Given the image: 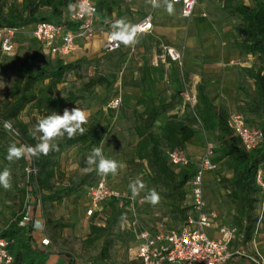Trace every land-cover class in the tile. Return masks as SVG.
<instances>
[{
  "label": "rangeland",
  "instance_id": "374dc122",
  "mask_svg": "<svg viewBox=\"0 0 264 264\" xmlns=\"http://www.w3.org/2000/svg\"><path fill=\"white\" fill-rule=\"evenodd\" d=\"M14 1L19 0H0L3 3ZM116 4L118 9L122 7L120 1ZM157 10L154 30L139 36V42L134 47L121 44L116 51L105 52L96 43L71 59L74 69L67 71L63 81L57 85L58 94L67 98L59 113L62 114L65 108L76 106L84 109L88 113V123L85 126L92 127L101 136L97 143L88 142L83 146L63 144L60 147L58 178L55 177L53 181L55 185H67L68 181H72L71 193L66 194L63 191L59 202L44 199L38 193L42 202L37 209V220H40L43 227L34 231V237L39 241L42 237L48 238V248L56 256L58 253L70 256L73 264H140L134 258V230L149 227L152 223L150 219L154 221L153 224L163 223L167 228L181 225L179 215L171 210L163 196L159 195L160 200L155 205L143 199L148 190L156 188L149 179L145 162L139 161L135 156L137 137L134 125L137 113L141 111L136 101L144 93L140 71L142 64H145V71L150 79L154 101L162 98L165 103H169L166 112L157 118L155 131L160 132V125L165 122L168 114L177 113L181 118L186 117V124L195 129L202 142L195 145L192 137L193 139L178 149L180 153L197 165L210 150L209 160L217 166L214 174L220 173L219 178L221 175H229L221 162L212 160L217 156L215 133L204 130L200 120L193 114L195 84L204 82L209 96L217 104L223 98L218 92L217 79H227L231 83L228 84L230 87H236V94L232 100L224 98V103L221 104L226 105L229 112L242 110L241 89L251 91L253 88L252 80L244 69L262 65L260 58L245 54L237 47L236 41L239 37L235 27L240 22V15L227 6L226 0H198L195 10L188 17L178 16L174 9L170 14L166 5ZM121 18L126 19L120 15ZM163 45L177 50L179 61L171 59L167 54L163 56ZM33 46L27 36L21 35L18 37L15 55L9 58L0 57V100L16 77L18 61L24 56L26 49ZM151 67L154 71L149 73ZM93 75L105 80L90 82L88 79ZM150 92L148 90L147 93ZM20 118L28 121L32 128L39 115L35 109L25 108L20 113ZM102 140H105L102 145L104 155L127 165L116 176H101L95 171H84L87 156L94 147L101 146ZM12 143L20 144L10 134L0 136V171L7 167L12 174V187L8 190L0 187V230L21 211L27 195L36 196L31 190L34 186H27L26 163L22 164L20 160L9 162L6 159L7 149ZM215 175L208 178L203 191L206 204L215 213L216 235H220L222 228H235L232 249L246 248L244 252L249 253L246 244L241 243L240 235L236 232L233 205L222 190L221 183H217ZM101 177L118 195V212L103 237L87 243L84 239L89 233V224L94 219L84 215L85 187ZM137 177L143 179L147 188L132 200L128 185ZM257 195L254 213L258 220L264 214L260 211V191ZM106 211L108 218L110 212L107 209ZM48 219L50 224L46 223ZM103 247L106 251L101 256Z\"/></svg>",
  "mask_w": 264,
  "mask_h": 264
},
{
  "label": "trees",
  "instance_id": "16d2710c",
  "mask_svg": "<svg viewBox=\"0 0 264 264\" xmlns=\"http://www.w3.org/2000/svg\"><path fill=\"white\" fill-rule=\"evenodd\" d=\"M73 1L0 2V26L21 28L41 20L67 23L68 5ZM226 4L240 15V22L235 27L239 37L236 41L237 47L245 54L257 55L262 63L257 68L244 69L248 78L252 80L253 88L251 91L246 88L241 89L243 111L236 112L243 115L248 125L256 126L264 133V0H251L249 4L240 0H226ZM107 11H110V8H107ZM68 24L73 26V24ZM0 57L9 58L1 55ZM74 67V63L42 52L38 45L28 47L24 56L18 61L15 79L5 96L0 100V136L10 134L17 138L20 144L34 145L36 140L29 135L30 124L20 118V113L25 108L35 109L39 118L49 115L53 111L59 113L65 106L67 98L58 94L57 85L63 81L66 72ZM88 80L98 83L105 79L93 75ZM142 80L144 81L143 72ZM195 92L193 114L200 120L204 130L215 133L217 156L212 160L221 162L229 172L228 176L221 175L220 178L218 177L220 173H217L215 179L217 177V183H221L222 190L233 205L236 232L240 235L241 243L245 244L251 239L258 218L254 209L260 189L256 183L255 175L258 167L264 163V141L254 148L246 150L240 138L234 134L228 124L230 112L227 106L214 103V98L209 96L205 83L202 81L195 84ZM73 99L75 98L73 97ZM136 104L141 107V111L137 113V121L134 125L137 137L135 156L139 161L145 162L151 183L158 194L166 199L171 210L179 215L180 224H182L190 214L187 182L195 173L196 163L188 161L182 166L172 165L168 160L167 153L186 144L196 131L186 124V117L181 118L177 113H171L160 125V132H157L155 131L157 118L166 112L169 103H165L161 98L158 103H154L151 98L139 97ZM4 121L12 122L13 132L9 133L3 128ZM84 127L88 129L84 135L78 134L72 139L67 136L57 139L55 141L58 145L57 151H52L49 155L39 158L20 159L22 164L26 163L27 165L32 162L36 166L35 176L30 173L27 181L28 188L34 186L31 189L34 195L39 193L44 199H54L59 202L61 201L60 194L63 191L66 194L71 193L73 190L72 181H68L67 185L63 183L55 185L53 180L57 177L58 157L63 144L83 146L88 142L95 141L97 143L100 140L101 136L92 127L85 125ZM205 179L206 183L207 178ZM116 201L117 197L107 199L102 204L101 216L96 213L90 217L94 221L89 224V233L84 239L85 242L93 243L101 239L104 232L108 231L118 212ZM23 207L0 230V235L12 240L9 246L12 256L10 264H50L49 257L54 254V251L48 248L49 245L42 248L38 246L39 242L34 237L35 230L32 229L31 224L19 225V221L23 217ZM106 209L110 212L108 218H106L108 215ZM150 222H152V226L155 225L153 220L150 219ZM46 223L50 224L51 221L48 219ZM105 251L106 248L103 247L101 256ZM58 254L62 255L68 264H73V259L70 256ZM245 260L249 264H253L244 255L234 256L225 264H243Z\"/></svg>",
  "mask_w": 264,
  "mask_h": 264
},
{
  "label": "built area",
  "instance_id": "2783aa9c",
  "mask_svg": "<svg viewBox=\"0 0 264 264\" xmlns=\"http://www.w3.org/2000/svg\"><path fill=\"white\" fill-rule=\"evenodd\" d=\"M103 0H74L73 10L67 9V23L41 20L33 23V36L39 42L42 52L61 57L62 59L77 49V39L88 41L96 32L95 19L98 12V2ZM127 2L133 0H124ZM163 1V0H162ZM179 6V14L188 17L193 13L197 0H169ZM87 5L94 9L88 12L81 8ZM150 4V3H149ZM154 9L151 4L143 19L133 23L140 26L141 33L150 32L152 29V18ZM68 23L73 24L70 26ZM21 28L11 26H0V55H15L18 45L16 42L17 32ZM112 28L104 30L103 50L106 52L116 51L118 47L110 42L109 35ZM169 55L171 59L179 61V52L170 46L163 45L162 55ZM228 124L236 134L246 150L254 148L264 141V133L256 126L248 125L242 114L232 111L229 114ZM210 150L201 158L196 165V170L191 179L187 182L189 192L190 214L185 221L177 228H167L163 223H157L151 228H138L135 231V252L134 258L140 264H225L234 256H246L253 264H264V255L255 250L253 254L245 253L242 249L233 250L230 246L235 228L220 229L221 236L214 238L207 234L206 229L214 224L215 213L206 205L204 198V184L206 173H214L217 166L209 160ZM168 159L172 165L182 166L189 160L181 154L178 149L168 152ZM27 176L32 173L35 176L37 169L32 162L25 166ZM217 179V177H216ZM255 180L259 186L262 204H264V180L258 167ZM106 180L101 177L94 183L85 187V198L87 199L85 217L90 218L97 213L102 214V204L111 197H117ZM39 194L35 197L27 195L22 210V219L19 225L31 224L33 230H41L37 227V219L33 214L36 208L41 205ZM40 222V221H39ZM42 224V223H41ZM39 247L50 244V240L42 237L38 241ZM11 239L0 235V264H10L12 256L9 252Z\"/></svg>",
  "mask_w": 264,
  "mask_h": 264
},
{
  "label": "clouds",
  "instance_id": "9594fccd",
  "mask_svg": "<svg viewBox=\"0 0 264 264\" xmlns=\"http://www.w3.org/2000/svg\"><path fill=\"white\" fill-rule=\"evenodd\" d=\"M153 8H159L162 6V0H147ZM163 4L166 5L167 11L171 14L173 11L172 4L169 0H163ZM68 8L73 10L75 5L69 4ZM81 8L92 12L93 8L89 7L87 3L81 5ZM112 31L109 35L110 42H114L116 46L123 44L125 47H134L138 42V37L142 32V29L138 25H134L121 18L114 21L111 24ZM88 123V113L76 106L71 109L65 108L63 113L51 112V114L42 116L39 118L35 125L29 129V135H31L36 143L34 145L29 144H16L12 143L6 154V159L9 162L18 161L20 159H32L39 158L41 156H47L52 151L58 150V145L55 143L57 139L67 136L69 139L75 138L78 134L84 135L88 129L84 127ZM3 128L11 133L14 131L11 121H4ZM105 140H102L98 147H94L86 158L85 172H97L98 175L112 176L118 175L124 170L127 165L123 161H117L110 159L104 155L102 145ZM12 174L9 168H4L0 171V187L8 190L12 187ZM131 192V199L135 200L145 192L147 185L142 178L137 177L131 181L128 185ZM143 199L146 202L155 205L159 202L160 196L155 189L148 190ZM37 227H43L41 222L37 221Z\"/></svg>",
  "mask_w": 264,
  "mask_h": 264
},
{
  "label": "crops",
  "instance_id": "0c3cea01",
  "mask_svg": "<svg viewBox=\"0 0 264 264\" xmlns=\"http://www.w3.org/2000/svg\"><path fill=\"white\" fill-rule=\"evenodd\" d=\"M118 1H120L122 3V7H120L119 9H118V6L116 4V2H118ZM243 2L245 4H249L251 2V0H247V1L243 0ZM169 3H171V2H169ZM197 3H198V0H197ZM197 3L195 5V8L197 6ZM171 4H172L173 9L177 13V15L180 16L179 6L177 4H174V3H171ZM98 5H99V8H98V12H97L96 19H95V29H96L95 34L88 41H85V42L77 39V42H78L77 49L73 53L65 56L63 58L64 61L70 62L73 57L77 56L79 53H84L87 49H89L91 46H94L96 43H98L99 48L103 50L102 46H103V41H104V30L111 27V24L114 21L120 19V15L125 16L126 17L125 20L128 21L129 23L133 24V23L138 22L141 19H143L144 16L146 15V12L148 11V9L150 7V4L147 2V0H133L130 2H127L124 0H103L101 2H98ZM162 5H164L163 1H162ZM107 8H110V11H107ZM159 8L154 9L151 31L141 33L139 36L152 33V30H154L155 19L158 15L157 9H159ZM195 8H194V10H195ZM32 30H33V24H30V25L25 26L19 32H17V36H16L17 45H18V37L21 35H24V36H27L29 38L32 45L37 46L39 44V42L33 36ZM140 71H141V80H142V72L144 73V81L142 80V83H143L142 90H144L143 91L144 93H142L140 97L153 99V97H154L153 93L154 92L151 88L150 79L147 75V71H145V64H142L140 66ZM152 71H154L153 67L150 68L149 73H152ZM217 81H218V92L221 95H223L222 101L217 102V104L224 103L223 99L226 97L229 98V100H232V98L236 94V87H233V88L230 87L228 85L230 82L227 79L226 80L217 79ZM230 85H231V83H230ZM148 90H150L151 92L147 93ZM159 99H158V101H159ZM220 99L221 98H219V100ZM153 101H154V99H153ZM158 101L157 102L154 101V103H158ZM193 138H194V144L195 145L201 144V142H202L201 137L197 136L196 133L194 134ZM259 168H260L261 173H262V180H264V163H262L259 166ZM214 175H215L214 173L207 172L206 173L207 180H208V178L213 177ZM84 199H85L84 205L86 206L87 199L85 198V195H84ZM207 207L210 208L208 205H207ZM37 209L38 208H36V210L33 214L35 219H37V213H38ZM260 211L262 212V214H264V204H262V206L260 205ZM257 221L258 222H256V227H254L255 231H254L253 236L245 244H246L247 248L249 249L248 254H253L254 251L257 250L262 255H264V217H261V219H258ZM206 232L209 236L214 237V238L221 236V232H220V235H216L214 225L212 227L207 228ZM36 241H39V240H36ZM242 250H243V248H242ZM245 262H247V261L245 260ZM49 263L50 264H68V262L63 258L62 255L56 256L55 254L50 255ZM247 263L249 264V262H247Z\"/></svg>",
  "mask_w": 264,
  "mask_h": 264
}]
</instances>
